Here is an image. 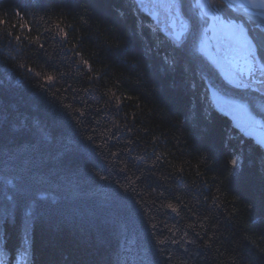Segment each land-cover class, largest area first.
<instances>
[{
	"label": "trees",
	"instance_id": "16d2710c",
	"mask_svg": "<svg viewBox=\"0 0 264 264\" xmlns=\"http://www.w3.org/2000/svg\"><path fill=\"white\" fill-rule=\"evenodd\" d=\"M126 5L0 0V264H264V153Z\"/></svg>",
	"mask_w": 264,
	"mask_h": 264
},
{
	"label": "rangeland",
	"instance_id": "374dc122",
	"mask_svg": "<svg viewBox=\"0 0 264 264\" xmlns=\"http://www.w3.org/2000/svg\"><path fill=\"white\" fill-rule=\"evenodd\" d=\"M131 3L135 7L126 5L128 10L134 15L136 12L140 18L143 15L145 19L142 22L149 31L156 32L155 28L162 24V32L157 31L158 37L161 36L165 41L164 45L167 43L175 47L173 45L179 43V46L183 45V49L201 57L217 73H222L218 75L227 86H218L203 71L209 93L206 92V99L209 103L212 100L220 110L227 112L235 125L237 123L244 130L255 127L260 132L256 134L264 137V65L260 62L257 49L254 48L252 54L247 52L248 43H254L250 32H264L254 23L231 11L221 0H130ZM197 3L204 7H197ZM149 14H155V17ZM171 36H178L179 40H175L178 42L175 43L176 38ZM235 57H240L245 64H249L248 57L252 58L251 63L255 69L253 76L249 78L244 68L239 71L232 67ZM251 132L248 134H252ZM247 139H251L264 153L261 138L249 135ZM36 197L46 199L48 195L40 193ZM2 213L10 214L8 209Z\"/></svg>",
	"mask_w": 264,
	"mask_h": 264
},
{
	"label": "water",
	"instance_id": "95a60500",
	"mask_svg": "<svg viewBox=\"0 0 264 264\" xmlns=\"http://www.w3.org/2000/svg\"><path fill=\"white\" fill-rule=\"evenodd\" d=\"M221 1L231 11L242 16L246 21L254 23L261 31L264 32V8H244V7H241L240 4L244 3V0H221ZM150 16L155 17V14L150 15ZM154 17H151V18L154 19ZM161 31H162V28H161ZM174 37L176 38V40H179L178 36H174ZM217 110H218V108H217ZM247 131H249L248 133H250L252 130H247ZM251 133L252 134H249L250 136H252L254 138H258V139L261 138L262 141L264 142V137L254 133V132H251Z\"/></svg>",
	"mask_w": 264,
	"mask_h": 264
},
{
	"label": "snow or ice",
	"instance_id": "6c2138e0",
	"mask_svg": "<svg viewBox=\"0 0 264 264\" xmlns=\"http://www.w3.org/2000/svg\"><path fill=\"white\" fill-rule=\"evenodd\" d=\"M196 6L197 7H204V5L200 4V3H197ZM240 6L244 7V8H264V0H244V3H241ZM257 46L264 47V34H262L258 38H256V42L255 43H252V42L248 43V49H247L248 54H252L253 53V49L255 47H257ZM85 63H87V61H85ZM44 79L47 82H52L54 80V77H53V75L49 74V75H46L44 77ZM89 139H91V138H89ZM231 163H232L233 166H235L237 164V161L233 160V161H231ZM167 207L168 208H172L173 211L176 210L171 203H169L167 205Z\"/></svg>",
	"mask_w": 264,
	"mask_h": 264
},
{
	"label": "bare ground",
	"instance_id": "6f19581e",
	"mask_svg": "<svg viewBox=\"0 0 264 264\" xmlns=\"http://www.w3.org/2000/svg\"><path fill=\"white\" fill-rule=\"evenodd\" d=\"M166 25V24H165ZM166 27H167V25H166ZM169 33V32H168ZM169 34H171V33H169ZM171 37H174V36H171ZM176 39H174V41H175ZM167 42H170V41H168V39H167ZM176 42H178V41H175V43ZM172 43V42H171ZM179 43H177V44H174L175 46H179L178 45ZM255 49H256V47H255ZM241 62H243V60L241 59ZM241 62H237V61H235V62H232V67L234 68V69H237L239 66H240V63ZM214 66V65H213ZM216 74L218 75V74H222L221 72H219L218 71V73L216 72ZM219 76V75H218ZM218 79H220V78H218ZM204 80V83L206 84V81L207 80H205V79H203ZM209 83H211V81H209ZM221 83H222V81H221ZM221 83H218V86H220L221 85ZM223 84V83H222ZM206 92H207V94H209L208 93V90H207V88H206ZM210 105L213 107V108H218L219 106L215 103V102H213L212 100H210ZM220 114L221 115H223L224 117H226V118H230V120H232L233 121V119L230 117V116H228V114H227V112H220ZM233 125H234V129L237 131V132H240L246 139L247 138H249V134L247 133V132H245V131H247V130H252L254 133H260L259 132V130L258 129H256L255 127H249L248 129H245L244 130V128H242L240 125H238L237 123H236V125H235V123H234V121H233ZM236 135V134H235ZM263 150V149H262Z\"/></svg>",
	"mask_w": 264,
	"mask_h": 264
},
{
	"label": "flooded vegetation",
	"instance_id": "af4514ba",
	"mask_svg": "<svg viewBox=\"0 0 264 264\" xmlns=\"http://www.w3.org/2000/svg\"><path fill=\"white\" fill-rule=\"evenodd\" d=\"M182 27H183V25H182ZM248 60H249V64L248 63L245 64L244 62H241V58L240 57H235L233 62H235V61L241 62L240 66L237 69H235V70L242 71V69L244 68L245 74H248V76L250 78L251 76H253L252 74L254 73L255 69H254V66L251 63L252 62L251 61L252 58L248 57Z\"/></svg>",
	"mask_w": 264,
	"mask_h": 264
}]
</instances>
